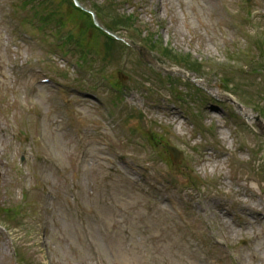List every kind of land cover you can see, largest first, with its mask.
I'll return each instance as SVG.
<instances>
[{"label":"rangeland","instance_id":"1","mask_svg":"<svg viewBox=\"0 0 264 264\" xmlns=\"http://www.w3.org/2000/svg\"><path fill=\"white\" fill-rule=\"evenodd\" d=\"M80 1L0 0V264H264V0Z\"/></svg>","mask_w":264,"mask_h":264},{"label":"bare ground","instance_id":"2","mask_svg":"<svg viewBox=\"0 0 264 264\" xmlns=\"http://www.w3.org/2000/svg\"><path fill=\"white\" fill-rule=\"evenodd\" d=\"M243 112V111H242ZM175 122V121H174ZM174 122L171 123L170 121V125L173 126ZM179 128H182V125L180 123H178ZM129 180L130 181H136V177L132 173H129ZM257 211H261L257 210ZM243 224H247L246 222H243ZM175 243L182 249L184 255L186 256H192L194 258V262L192 264H214V262H212V260H210V258L207 256L206 252L203 251V253L201 255H197L195 257V255L193 254V251L191 250L189 243L184 242L181 238H179L177 241H175ZM179 257L183 260L184 256L182 254H179ZM166 259V257H165ZM187 264H191V263H187Z\"/></svg>","mask_w":264,"mask_h":264},{"label":"water","instance_id":"3","mask_svg":"<svg viewBox=\"0 0 264 264\" xmlns=\"http://www.w3.org/2000/svg\"><path fill=\"white\" fill-rule=\"evenodd\" d=\"M74 2L77 4V5H79V6H81L78 2H77V0H74ZM92 14V17H93V20H94V23L96 24V25H98V26H100L101 27V25H100V23H99V20H98V18L96 17V15L94 14V13H91ZM140 50V49H139ZM142 52V54L144 55V57L147 59L148 57H147V55H145V53L143 52V51H141ZM148 60V59H147ZM153 64H155V65H157V63L155 62V61H153L152 62ZM168 150L170 151V153H171V155H172V159H173V161H177L178 160V158L180 157V152H178L177 150H175L173 147H168Z\"/></svg>","mask_w":264,"mask_h":264},{"label":"trees","instance_id":"4","mask_svg":"<svg viewBox=\"0 0 264 264\" xmlns=\"http://www.w3.org/2000/svg\"><path fill=\"white\" fill-rule=\"evenodd\" d=\"M95 11V10H94ZM96 13H97V15H99V12L98 11H95ZM100 16V15H99ZM105 26H107L108 28H110V29H114V28H112L110 25H105Z\"/></svg>","mask_w":264,"mask_h":264}]
</instances>
